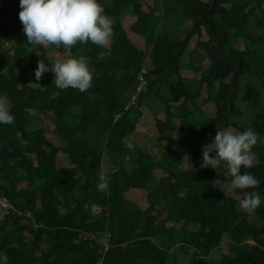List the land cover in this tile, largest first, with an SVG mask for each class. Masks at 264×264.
Wrapping results in <instances>:
<instances>
[{
    "label": "trees",
    "instance_id": "obj_1",
    "mask_svg": "<svg viewBox=\"0 0 264 264\" xmlns=\"http://www.w3.org/2000/svg\"><path fill=\"white\" fill-rule=\"evenodd\" d=\"M98 3L114 21L109 45L65 49L28 44L20 0H0V94L15 117L13 125L0 124V191L14 204L0 220V253L7 264H264V202L251 223L240 209L248 190L237 189L236 199L213 179L194 177L198 167H182L186 158L203 159L217 126L234 133L251 127L264 136V0H159L149 12L141 0ZM127 12L136 17L133 41L121 22ZM194 36L201 50L189 49ZM238 38L249 39L247 46L236 47ZM139 42L150 47L141 50ZM66 50L60 60H87L92 86L61 90L54 74L42 76L45 86L33 85L41 55ZM183 63L201 75H181ZM143 65L151 67L147 89L126 108ZM210 101L211 116L202 111ZM143 105L165 113L156 116L153 137L160 158L142 150L153 148L146 134L129 146L121 141L136 131ZM175 116L181 126H173ZM43 117L55 137L36 124ZM253 152L260 163L241 172L250 171L264 195V142ZM101 168L110 177L108 195L97 187ZM157 168L164 176L156 177ZM220 168L228 171L223 162ZM142 188L149 190L145 208L131 197ZM224 238L226 252L211 259Z\"/></svg>",
    "mask_w": 264,
    "mask_h": 264
},
{
    "label": "clouds",
    "instance_id": "obj_2",
    "mask_svg": "<svg viewBox=\"0 0 264 264\" xmlns=\"http://www.w3.org/2000/svg\"><path fill=\"white\" fill-rule=\"evenodd\" d=\"M108 2L113 3V0ZM20 9L19 19L23 25V31L27 36V43L32 46L48 47L49 45H55L59 48L63 45L65 49H70L77 42L84 44L90 41L94 45L107 47L113 36L112 26L114 21L111 17L104 14L105 10L98 3V0H20ZM128 14L131 13L127 12L124 16ZM129 25L131 26L132 23ZM123 28L133 41L132 35L137 34V32L133 29H129L130 32H128L124 25ZM138 38L140 40L144 39L141 35H138ZM191 41L192 39L189 43L190 50L200 48L198 45L191 47ZM137 46L141 50H146L150 47L145 46L142 42H139ZM105 55L106 53L101 52L98 58L103 59ZM150 68L147 65H143L139 70L137 78L139 82L126 108L130 104L136 103L140 93L147 89V76ZM50 70L54 73L53 83L61 90L72 88L78 89L83 93L92 86L94 70L90 69L84 57H70L65 60H57L54 64H51V67L45 64L43 59L38 60L37 68L35 69L36 80H41L43 74ZM186 70L189 71L187 68ZM120 115L118 114L115 120H118ZM14 123L15 117L10 112V101L6 94H0V124L13 125ZM16 138L21 145L27 144V141L22 139V133L17 132ZM257 140L258 133L251 127L242 132L234 133L217 126L212 142L202 146L203 159H190L193 165L190 168L183 167L184 169H196L198 167V171L194 172L193 176L196 178H211L214 180L215 186L220 187L217 183V176L219 175L225 179L226 184L232 177L231 184L233 188L248 190L244 193L240 207L243 211L247 212L245 217L251 223L256 222L250 221L247 216L253 214L256 217L260 213L255 211V209L260 207L262 202H264V195L256 190L260 188L261 182L250 171L242 173L241 168L251 169L260 163L259 157L253 152V147L256 145ZM121 141L126 146L131 145V140H129L128 144L126 143V137L121 138ZM151 143L152 147L157 145L161 148L160 143L155 138H152ZM212 153H215V155H210ZM222 162L228 171L220 168ZM106 167L111 166L104 164V168ZM157 169L164 170V168ZM98 179L100 181L97 186L98 190L108 195L110 177L106 175L103 168L99 172ZM0 193L7 196L1 191ZM95 206L98 207L97 205L93 207ZM0 208L3 209L1 205ZM11 209H14L13 203L8 211ZM252 239L250 238L246 242H257L255 239L252 242ZM107 240H110L108 235H106L103 241ZM0 259L4 261V264H7L8 257L6 254L0 253Z\"/></svg>",
    "mask_w": 264,
    "mask_h": 264
},
{
    "label": "rangeland",
    "instance_id": "obj_3",
    "mask_svg": "<svg viewBox=\"0 0 264 264\" xmlns=\"http://www.w3.org/2000/svg\"><path fill=\"white\" fill-rule=\"evenodd\" d=\"M108 1H110V0H108ZM203 1H209V0H203ZM158 2H159V0H141V8L144 7V9L147 12H149L153 8L156 9ZM160 6H161V8L163 7L162 1L160 2ZM135 21H136V17L132 14H128V15L124 16L122 23H123L125 29L128 30V32H130L129 29H131V30L133 29L132 26L134 25ZM129 23H132V26H130ZM206 38L207 37L204 35L202 39L206 40ZM197 41H198V36H194V38H192V41L190 44L191 47L197 46ZM248 42H249V39H247V38H238L236 43H235V46L242 49V48L247 46ZM250 44H252V43H250ZM4 47L11 49V45L8 44L7 42H4ZM197 49L201 50L200 48H197ZM69 53H70L69 50H66L64 53H55V56L53 58L47 54H42L41 59H43L45 64H47V65L49 62H52V64H54L57 60H60L59 58H62L63 56L68 55ZM188 58H189V56L184 55V62H186L188 60ZM201 73L202 72L187 71L186 67H185V63H183L181 65V75H183V76H200ZM29 74L31 75V72H29ZM51 74H54V73L50 70V72H48V73L45 72L43 75L45 77H48ZM31 83L33 85H36V86H45V84H46L45 82L41 83L40 80L37 81L36 78H34V77L31 78ZM180 102H181V100L177 101V102H173L172 105H179ZM154 107L156 108V105H154ZM141 111H142V113L140 115L141 117H139L137 125H136L137 129L134 133L130 134L126 138L127 144L129 142V140H133V139L137 140L138 138H140L139 134H146V135L150 136L151 138H153L154 135L157 133L156 116L159 115L161 118H164V115H165V113L162 109L158 110V115H157V114H155V112L152 109H150L149 107H147L145 105H143L141 107ZM202 111L206 115H210V116L213 115V112H215L214 102L210 101L206 104H202ZM203 118H205V117L203 115H200V119H203ZM182 120L179 119V116H175L173 118V126L174 127L181 126L180 124H181ZM36 124L38 126L43 127L51 137H55L53 132H52L55 126L51 123L49 118H47V117L39 118L36 120ZM259 141L261 143H263L264 142V136H262V135L259 136L257 143ZM142 150L147 152L151 157H154V158H155V156L157 158L161 157L160 152L162 151V149L160 147H158L157 145H154L152 149H148V150L142 149ZM125 158L128 159L129 157L125 156ZM192 165H193V162H191L189 159L186 158L184 160V163L182 164V167L190 168ZM76 173H77V175H79L80 171L77 170ZM164 174H165V171L162 169H156L155 170V175L158 178L164 176ZM217 178H218V180H217L218 185L225 191V193H227L228 195L234 196L236 199L239 198V194L237 193L238 188H233V186L231 184L232 177L230 178V180L228 181L227 184H226L225 179H223L221 176L218 175ZM129 191H130V193H132V190H129ZM148 192H149L148 188L136 189V190H133V195L131 197L133 199H135V201L139 205H143V208H145L146 206H148V199H147V193ZM2 208L3 209L0 208V220H2L4 214L8 212V208H6V207H2ZM93 208H94V211H98L100 209L99 206L98 207L95 206ZM240 209H241V207H240ZM247 218L252 222H256V217L253 214L248 215ZM241 223L242 222L240 221L239 223H237V225L241 224ZM243 224H246V223H243ZM257 225L260 226L259 223ZM259 237L264 238V233H261L259 235ZM226 240H227V238H224L223 243L221 244V247H219L218 249H215L211 253V256H210L211 259L217 260L220 258L222 252H226V250L228 248ZM251 241L254 242L255 240L252 239Z\"/></svg>",
    "mask_w": 264,
    "mask_h": 264
},
{
    "label": "built area",
    "instance_id": "obj_4",
    "mask_svg": "<svg viewBox=\"0 0 264 264\" xmlns=\"http://www.w3.org/2000/svg\"><path fill=\"white\" fill-rule=\"evenodd\" d=\"M0 205L8 209L12 207V203L10 199L7 196L2 195L1 193H0Z\"/></svg>",
    "mask_w": 264,
    "mask_h": 264
}]
</instances>
